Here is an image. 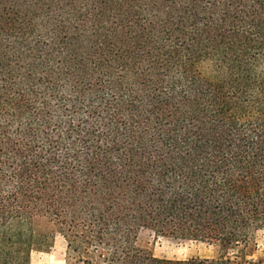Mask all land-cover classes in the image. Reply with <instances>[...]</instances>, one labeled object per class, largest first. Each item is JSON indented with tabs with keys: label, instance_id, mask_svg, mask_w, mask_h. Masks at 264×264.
I'll use <instances>...</instances> for the list:
<instances>
[{
	"label": "trees",
	"instance_id": "obj_1",
	"mask_svg": "<svg viewBox=\"0 0 264 264\" xmlns=\"http://www.w3.org/2000/svg\"><path fill=\"white\" fill-rule=\"evenodd\" d=\"M261 231L264 0H0V264H264Z\"/></svg>",
	"mask_w": 264,
	"mask_h": 264
},
{
	"label": "rangeland",
	"instance_id": "obj_2",
	"mask_svg": "<svg viewBox=\"0 0 264 264\" xmlns=\"http://www.w3.org/2000/svg\"><path fill=\"white\" fill-rule=\"evenodd\" d=\"M255 241L256 249L252 259H264V231L257 233ZM136 244L154 257L168 260L212 259L220 253L218 248L203 242L156 236L147 230L139 232ZM64 250L63 239L56 235L48 250L31 253L30 264H64Z\"/></svg>",
	"mask_w": 264,
	"mask_h": 264
}]
</instances>
